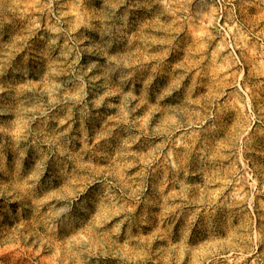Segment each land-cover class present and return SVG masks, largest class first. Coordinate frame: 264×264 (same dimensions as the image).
I'll use <instances>...</instances> for the list:
<instances>
[{
  "label": "rangeland",
  "instance_id": "1",
  "mask_svg": "<svg viewBox=\"0 0 264 264\" xmlns=\"http://www.w3.org/2000/svg\"><path fill=\"white\" fill-rule=\"evenodd\" d=\"M0 264H264V0H0Z\"/></svg>",
  "mask_w": 264,
  "mask_h": 264
},
{
  "label": "bare ground",
  "instance_id": "2",
  "mask_svg": "<svg viewBox=\"0 0 264 264\" xmlns=\"http://www.w3.org/2000/svg\"><path fill=\"white\" fill-rule=\"evenodd\" d=\"M94 194H90L85 200L84 202L79 206V209L83 212L88 211L90 205L93 203L94 201Z\"/></svg>",
  "mask_w": 264,
  "mask_h": 264
},
{
  "label": "trees",
  "instance_id": "3",
  "mask_svg": "<svg viewBox=\"0 0 264 264\" xmlns=\"http://www.w3.org/2000/svg\"><path fill=\"white\" fill-rule=\"evenodd\" d=\"M91 208H92V205H90V207H89L88 211H90V210H91Z\"/></svg>",
  "mask_w": 264,
  "mask_h": 264
}]
</instances>
